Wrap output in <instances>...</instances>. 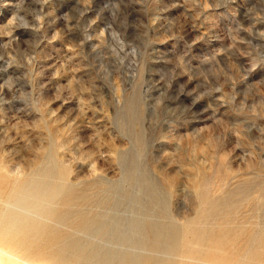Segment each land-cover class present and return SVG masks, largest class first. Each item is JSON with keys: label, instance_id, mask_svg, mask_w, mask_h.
I'll use <instances>...</instances> for the list:
<instances>
[{"label": "rangeland", "instance_id": "obj_1", "mask_svg": "<svg viewBox=\"0 0 264 264\" xmlns=\"http://www.w3.org/2000/svg\"><path fill=\"white\" fill-rule=\"evenodd\" d=\"M0 226V264H264V0H0Z\"/></svg>", "mask_w": 264, "mask_h": 264}, {"label": "bare ground", "instance_id": "obj_2", "mask_svg": "<svg viewBox=\"0 0 264 264\" xmlns=\"http://www.w3.org/2000/svg\"><path fill=\"white\" fill-rule=\"evenodd\" d=\"M135 169H137V168H135ZM52 174H53L52 170L50 168L46 167V169L44 170L43 177H42V179H40V181H36V182H33V183H31V182L26 183L24 186H22L21 191H23L25 194H28V195L34 194V193H37V192H39L38 194H40V193L43 194L44 193V194H46L45 195L46 196L45 197V201H46L45 203L46 204L52 203L54 201V199L56 198V196L57 195L60 196V193H61L60 188L57 187L52 181V179H53ZM128 180L131 183H133L134 187L138 188V186H140L141 190L148 197V201H149L148 205L150 207L158 205L160 203V197L158 195L157 188L155 186H153L152 184H149L148 180H146V179L144 180L143 179L140 182L139 181L140 180L139 177L133 176V173H130V176L128 177ZM115 191H118L117 187L109 188L106 197H104L102 199H99V201H98L99 207H101V208H109L110 206H112L110 197ZM76 200L84 202L85 204L82 203V206H85L89 202L88 199H86V198L83 199V197L77 198ZM74 201H75V197L73 196L72 192H70L69 194H66L65 201H64L65 204L70 206V204H72ZM217 204H216V206L211 207L212 210L215 211V212H218L225 205L223 202H220V203L218 202ZM100 219L101 218H100L99 214H96L93 218H90V220H88V221L84 220V219L80 220V222L78 223L77 226L82 231H87V232L88 231H96V232L102 233V232H104L106 230L107 225H105V223L101 222ZM7 220H8V218H7ZM69 220H71V214L68 215V216H65L64 218H61V217L58 218L59 222H66V221H69ZM24 221H25V219H24ZM11 223H12V221H11ZM12 224H14V222ZM1 226H3V225H1ZM1 226H0V228H1ZM40 228H41V226L38 225V226H36L35 230H37V229L39 230ZM3 231H1V232H3ZM6 231H4V232H6ZM11 231L13 232V230H11ZM143 231H145L146 233L151 234L154 237L155 241H160L162 239L168 238V234L166 233L165 229L163 227H161L160 225H156V224L147 225V227H145ZM10 234L13 237V234L12 233H10ZM4 236H3V239L7 240V238H4ZM7 236H8V234H7ZM14 236H15V234H14ZM10 237H9V239H12ZM13 241H14V239H13ZM248 241H249V243L251 245H254L255 247H257V245H259L261 243L262 237L259 236L258 234H250V237H249ZM1 242H3L2 239H1ZM16 242H17V244H19L18 240L15 241V243ZM3 243H5V242H3ZM15 243H13V244L16 247L17 244L15 245ZM9 247H13V246H9ZM177 247L178 246L176 244L172 245V249H175ZM92 249H93V247H90V248L75 247L73 249V253H74V256L76 257L77 264H81L82 260L84 258H87L88 256H89V258L91 257L90 259L96 258V256H94V255L91 256L90 252L92 251ZM15 250H16V248H15Z\"/></svg>", "mask_w": 264, "mask_h": 264}]
</instances>
